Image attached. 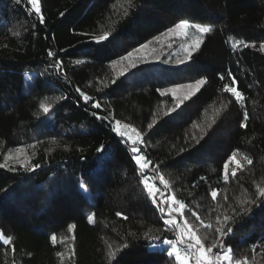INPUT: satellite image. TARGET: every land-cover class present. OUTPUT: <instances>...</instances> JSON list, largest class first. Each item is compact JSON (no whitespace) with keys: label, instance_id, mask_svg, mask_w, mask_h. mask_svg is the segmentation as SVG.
Instances as JSON below:
<instances>
[{"label":"trees","instance_id":"trees-1","mask_svg":"<svg viewBox=\"0 0 264 264\" xmlns=\"http://www.w3.org/2000/svg\"><path fill=\"white\" fill-rule=\"evenodd\" d=\"M40 6L43 24L27 0H0V164L7 165L0 167V233L12 237L11 244L0 241V264H179L160 245L177 237V228L164 224L167 213L147 195L131 142L112 130L115 120L144 133L139 147L152 162L148 175L158 166L169 182L165 188L156 179L160 206L167 208L160 195L175 194L189 223L203 228L196 213L212 224L207 245L217 242V217H232L225 246L242 264H264V199L257 194L264 187V0H40ZM181 19L213 29L190 60L178 62L184 56L174 43L159 56L133 52L119 61ZM104 32L112 35L97 42ZM56 60L59 70L51 67ZM131 63L137 67L119 76ZM229 70L246 97L243 106L223 89ZM199 79L206 83L179 108L176 96L161 94L170 84ZM97 101L99 110L92 107ZM42 103L52 105L48 114ZM253 199L251 212L241 213L249 207L242 202Z\"/></svg>","mask_w":264,"mask_h":264},{"label":"snow or ice","instance_id":"snow-or-ice-1","mask_svg":"<svg viewBox=\"0 0 264 264\" xmlns=\"http://www.w3.org/2000/svg\"><path fill=\"white\" fill-rule=\"evenodd\" d=\"M27 2L31 5L30 11H33L38 15L39 17V22L41 24L44 23V17L41 14V6H40V0H27ZM129 3L132 2V0H128ZM127 15V12L125 13ZM63 15V13H61ZM194 29L197 33L195 39L191 41V43H188L184 49V60L178 61L179 63H184L185 60H190L192 57V53L196 51L202 41L203 37L205 34L210 33L213 29L210 25L208 24H202V23H191L190 20L188 19H181L178 23L174 25V27L168 28L167 34H172L174 33L178 37L182 38H188L189 37V30ZM112 33L110 32H104L103 35L95 37V40L97 42L100 41H106ZM240 43V41H236L235 43L232 44L233 50L237 48V45ZM248 45L245 44V47ZM255 47V45H252ZM147 44H141L139 46V49L147 48ZM171 47V44L169 45ZM260 51L264 52V43L260 44ZM139 49H133L132 51L127 52V55L120 56L119 61H125L129 60L133 56V52L139 51ZM47 55L49 57H54L56 55L55 52L49 50ZM156 59H159V57H156ZM119 61L114 60L112 61L113 64L119 63ZM77 63H80V61H77ZM51 67L56 68L59 70L61 68V61L56 60V62L51 65ZM137 64L131 63L129 64L128 68H125L123 71H121L118 75L119 76H125L126 73L129 72L130 68H136ZM228 78H230V83H224L223 84V89L226 93L231 94V96L234 98V100L241 104L243 106V102L246 99L244 94L238 90V81L236 77L233 75L232 71L229 70L227 72ZM219 79L221 81L225 80V76L223 74L220 75ZM206 83L204 79H199L196 81L195 85L189 84V85H176L174 88L171 89H164L163 92L161 93L162 95L166 92H172L175 94L176 88H182V87H188L190 89H195V91H199L200 87L203 86ZM77 93H79V96L87 103L92 101V97L89 95H86L84 92H82L79 88L76 89ZM188 97H177L176 98V108H179L181 104L184 103L185 100H187ZM92 107L94 109H101L102 105L100 102H95L92 104ZM40 108L42 109L44 114H48L52 108L51 104H41ZM174 111V109H170L169 112ZM94 115H96L94 113ZM97 118L99 119H108L107 116H98ZM249 118V114L247 110L245 109L243 112V119L241 120L240 127L244 128L247 127V121ZM156 123L155 120H153L152 123H149L147 125L148 129H152L154 124ZM113 132L116 133L118 136H120L122 139H125L126 141L131 142V155L132 159L139 167L140 170V175L144 176V180L142 183L144 184L146 190H147V195L151 198L152 202L154 204H157L158 210L160 213L164 214L166 212L165 206H160V201L157 200V194L159 192V189L156 186V179L158 178L159 183H162L165 188L169 186V182L164 179L163 175L159 173V167L156 166L152 176L150 177L148 175V172L150 170V167L152 166V162L147 159V157L142 153V149L139 147V145L144 144V133L141 131H138L135 127H133L130 124H122L120 120H115L114 122V127L112 128ZM130 130V131H129ZM199 143V141H197ZM104 146L101 145L100 148L97 149V152L103 151ZM17 151H22V149L18 148ZM181 152L184 151V149L180 150ZM237 153L236 151H233L231 153V156L229 157V160H234L236 157ZM7 159V157H6ZM18 163L21 166H25L26 161H18ZM237 163H239L237 161ZM248 163L251 164L252 161L248 160ZM6 164H0V167H6ZM39 165H33L32 170H35L36 168H39ZM227 167L228 164L227 162L224 165L225 172L223 175V179L225 182L228 181L229 179V174L227 172ZM12 171H15V169H11ZM232 176L236 175L235 170L232 171L231 173ZM152 180L153 182H149V180ZM83 187V186H82ZM257 194L261 199H264V187H259L257 188ZM218 193L216 190L211 191V198L213 201L217 199ZM227 199V197H225ZM242 203H246L249 205V207L240 208L241 213H249L251 212V205L256 203V200H249V201H243ZM163 204L167 206V215L168 219L164 220V224L170 225L172 228H177L180 227V236L181 239L179 243L185 244V247L181 249L178 247V241L172 240V239H163L162 243L164 245H168V256L175 257V260L179 262V264H189V261L191 259L195 260V264H242L240 260L234 259L232 256V249L230 247H226L224 244V240L233 232L232 227H225V225L228 224L230 220H232V217L225 215L223 219L218 216L217 217V223L220 224V227H217L214 229L216 233V239L217 242L212 243L211 246L205 247L204 239L201 236L197 235V232L194 230V227L192 224L189 223L188 219H183L182 226L179 224L176 215H173V213H177L181 216H183V212L185 210V204L181 202L180 200L177 199L176 195H170V196H165L163 200ZM235 212L236 210L233 209ZM117 216H121L122 213L117 212ZM195 216L196 220L199 221L200 226L204 227L205 229H212L213 225L212 224H205L204 221L196 215V213H193ZM125 219H127L125 217ZM87 220L89 223L94 222L93 215H88ZM76 225L70 224L68 225V230L72 231ZM186 234V235H185ZM147 235V233L145 234ZM153 241L159 240V237H150ZM0 241L3 242L4 245H8L12 243V237L11 236H4L2 233H0ZM51 243L55 245L57 243V237L56 235H51ZM153 247H157L155 243L152 245ZM124 247H127V245H124ZM213 249H217L218 251L213 252ZM58 256L62 255L61 253H57Z\"/></svg>","mask_w":264,"mask_h":264},{"label":"rangeland","instance_id":"rangeland-1","mask_svg":"<svg viewBox=\"0 0 264 264\" xmlns=\"http://www.w3.org/2000/svg\"><path fill=\"white\" fill-rule=\"evenodd\" d=\"M189 32H190V34H189L188 38L178 37L174 33L168 34V35L165 34V35L157 38L155 41H151V42L145 43V44L148 45L147 48L139 49V47H138L137 49H139V51L134 52V56L139 57V58L159 56L162 53V51L165 50L164 48H167V47H163V45L166 46V45H170L171 43H173V44H171V46H174V43H176L177 47L175 48V51H177L176 53L181 55V57H182V56H184V52H183L184 47L188 43H191V41L193 39H195V37L197 35V33H196V31L194 29L189 30ZM169 36H171L173 39L168 40ZM196 81L186 82V83L179 84V85H189V84L195 85ZM176 85H178V84H170L168 86H165L162 89V92H163L164 89H166V88L171 89V88H174ZM194 90H195L194 88L190 89L188 87H182V88H176L175 94H173L172 92H166V93H170V94H172V95H174L176 97H185V96L189 95L190 93H192ZM16 155H18L17 152H15V154H14V152H12V154H10V157L16 156ZM160 200H162V201L164 200V196L163 195H160ZM166 213H167V208H166ZM173 215H176L179 224L182 226L183 219H185V218L182 217L181 215L177 214V213H173ZM168 218L169 217H167V219ZM190 224L193 225L194 230L197 232V235L201 236L202 238H206L207 239V236L209 235V232H208L209 230L208 229H205L204 227H203L204 229L201 228V227L200 228L197 227V225L195 223H193V221ZM177 232H178L177 237L172 238V240L178 241V247L183 249L185 247V244L179 243V241L181 239L180 227H177ZM204 243H205V239H204ZM160 245L168 246V245H164L163 243L160 244ZM209 246H211V245H207L205 243V247H209ZM216 251H213V252H216ZM189 264H195V260L191 259L189 261Z\"/></svg>","mask_w":264,"mask_h":264}]
</instances>
